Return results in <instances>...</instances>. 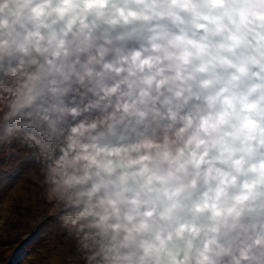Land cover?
Masks as SVG:
<instances>
[{"label":"clouds","instance_id":"clouds-1","mask_svg":"<svg viewBox=\"0 0 264 264\" xmlns=\"http://www.w3.org/2000/svg\"><path fill=\"white\" fill-rule=\"evenodd\" d=\"M15 139L84 264H264V0H0Z\"/></svg>","mask_w":264,"mask_h":264},{"label":"rangeland","instance_id":"rangeland-1","mask_svg":"<svg viewBox=\"0 0 264 264\" xmlns=\"http://www.w3.org/2000/svg\"><path fill=\"white\" fill-rule=\"evenodd\" d=\"M43 179L32 154L0 164V264H84Z\"/></svg>","mask_w":264,"mask_h":264},{"label":"trees","instance_id":"trees-1","mask_svg":"<svg viewBox=\"0 0 264 264\" xmlns=\"http://www.w3.org/2000/svg\"><path fill=\"white\" fill-rule=\"evenodd\" d=\"M35 151L21 139H15L11 145H0V164L4 167L13 168L24 155L32 154Z\"/></svg>","mask_w":264,"mask_h":264}]
</instances>
